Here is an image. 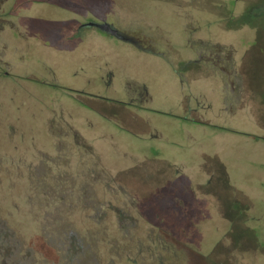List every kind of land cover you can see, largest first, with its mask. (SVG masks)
I'll use <instances>...</instances> for the list:
<instances>
[{"label": "rangeland", "instance_id": "1", "mask_svg": "<svg viewBox=\"0 0 264 264\" xmlns=\"http://www.w3.org/2000/svg\"><path fill=\"white\" fill-rule=\"evenodd\" d=\"M137 1L0 0V264H264V0Z\"/></svg>", "mask_w": 264, "mask_h": 264}, {"label": "crops", "instance_id": "2", "mask_svg": "<svg viewBox=\"0 0 264 264\" xmlns=\"http://www.w3.org/2000/svg\"><path fill=\"white\" fill-rule=\"evenodd\" d=\"M181 5V4H180ZM178 6V5H177ZM91 18H88V19H86V18H83L81 21H79V22H76L75 24H74V28L76 29V30H82L83 28H85V27H94V26H84V27H80V24H82L83 22H86V21H89ZM92 20V19H91ZM93 20H95V19H93ZM99 21H101V20H99ZM3 31V29H1L0 30V35H1V32ZM84 33V32H83ZM82 34V33H81ZM80 34V35H81ZM108 34V33H107ZM111 35V34H110ZM197 35H202V34H197ZM202 36H204V35H202ZM91 38V37H90ZM96 38L97 37H92L91 39H93L94 41L96 40ZM205 38L207 39V40H212V41H215V42H218V43H220V44H222V46H224V47H226V49H230L232 52H233V56H234V54H235V47H234V45H233V43L231 42V41H228V40H225L223 37H220V36H214V35H209V36H205ZM89 39V38H88ZM97 41V40H96ZM193 49H194V51H195V53H194V55H191V57L193 58V59H198V55H201V54H207V53H209V51L207 50V49H205V48H202V47H200V48H198V47H196V46H193ZM108 58H106V60H107ZM106 63H107V61H106ZM106 66H108V63L107 64H105ZM111 69L109 68V67H105V66H103L102 65V67H101V69H100V78H101V80L102 81H104L105 82V75H106V73L108 72V71H110ZM215 70V69H214ZM234 71H243V69L242 68H240L238 65H234V69H233ZM232 70V71H233ZM220 74V73H219ZM220 77L222 78V80H223V76H222V74H220Z\"/></svg>", "mask_w": 264, "mask_h": 264}, {"label": "water", "instance_id": "3", "mask_svg": "<svg viewBox=\"0 0 264 264\" xmlns=\"http://www.w3.org/2000/svg\"><path fill=\"white\" fill-rule=\"evenodd\" d=\"M84 26H94L121 40L131 42L139 47H142V45L140 44V39L138 37L127 31L120 29L119 27L115 26L113 23L109 21L89 20L80 24V27H84Z\"/></svg>", "mask_w": 264, "mask_h": 264}, {"label": "trees", "instance_id": "4", "mask_svg": "<svg viewBox=\"0 0 264 264\" xmlns=\"http://www.w3.org/2000/svg\"><path fill=\"white\" fill-rule=\"evenodd\" d=\"M114 2V0H112ZM116 3L119 5V6H125L127 8H130L131 10H134V9H137L135 8L137 5L133 2V0H115ZM136 2H138L136 0ZM143 16V14H138V15H135V17H141Z\"/></svg>", "mask_w": 264, "mask_h": 264}]
</instances>
